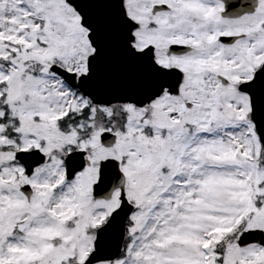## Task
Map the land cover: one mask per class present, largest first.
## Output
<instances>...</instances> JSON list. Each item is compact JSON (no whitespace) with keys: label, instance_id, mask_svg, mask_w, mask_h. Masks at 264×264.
<instances>
[{"label":"snow or ice","instance_id":"snow-or-ice-1","mask_svg":"<svg viewBox=\"0 0 264 264\" xmlns=\"http://www.w3.org/2000/svg\"><path fill=\"white\" fill-rule=\"evenodd\" d=\"M0 264H264V0H0Z\"/></svg>","mask_w":264,"mask_h":264}]
</instances>
